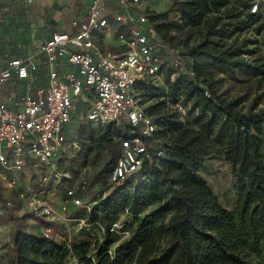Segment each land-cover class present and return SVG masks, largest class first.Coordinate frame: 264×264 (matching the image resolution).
<instances>
[{
    "label": "trees",
    "instance_id": "1",
    "mask_svg": "<svg viewBox=\"0 0 264 264\" xmlns=\"http://www.w3.org/2000/svg\"><path fill=\"white\" fill-rule=\"evenodd\" d=\"M252 2L175 0L177 19L167 11H146L162 43L177 50L182 62L163 95L189 103L196 111L195 127L179 120L165 101L144 107L156 120L154 138L161 141L164 156L146 160L133 177L93 199L89 210L77 216L86 224L80 238L69 245L17 224L10 237L12 264H66L68 252L79 264H264V110L242 111L241 98L219 93L213 79L214 71L233 74L249 65L245 55L254 42L245 33L250 29L260 35L264 29V19L249 10ZM183 28L201 32L189 60L170 45L171 33ZM150 83L137 84L141 104V90ZM216 128L225 133L220 146L210 138ZM127 132V127L106 124L91 136L93 150L102 145L111 150ZM213 156H222L239 174L233 209L219 203L200 174L203 162ZM113 165L107 162L94 176L103 189L112 186ZM139 175L146 179L142 184L135 182ZM148 207L150 212L139 217ZM122 213L130 214L135 226L111 248L117 232L110 229Z\"/></svg>",
    "mask_w": 264,
    "mask_h": 264
},
{
    "label": "built area",
    "instance_id": "2",
    "mask_svg": "<svg viewBox=\"0 0 264 264\" xmlns=\"http://www.w3.org/2000/svg\"><path fill=\"white\" fill-rule=\"evenodd\" d=\"M140 1L117 0V10L112 11L107 10L102 0H92L86 15L72 21L75 31L53 32L45 42L35 46L47 62V85L37 88L34 94L24 95L21 109L17 111L9 109L5 101L0 102V180L7 187H14L19 181L17 176L8 177L7 174L24 167L28 155L35 157L38 166L46 170L43 185L38 188L28 186L25 195H21L30 215H42L46 219L54 215L39 195L46 184L64 180V173L55 167V161L68 155L63 144L76 101L89 105L85 115L87 121L99 126L114 124L118 128H128L125 136L120 138L121 152L109 173L113 186L133 177L146 160L164 156L161 141L154 138L158 128L156 120L141 104L137 84L163 78L162 66L167 63L175 71L170 76V81H174L182 70V62L177 50L162 43L146 12L137 16L132 14L131 7ZM249 10L256 13L258 4L252 2ZM111 23L120 27L116 35L124 46L121 53L105 52L97 44L95 35L110 33ZM163 54L166 60H163ZM62 62L70 69L59 72ZM35 68L31 60L13 59L0 72V82L8 80L13 73L26 78ZM178 107L182 109L181 105ZM72 144L73 148L79 149V145ZM88 180L89 174H85L66 189L63 210L68 202L75 206L81 204L89 210V201L83 202L80 196ZM145 180L142 175L135 178L137 184ZM6 205L11 204L6 201ZM80 222L86 225L83 220ZM118 228L121 225L116 223L110 230L128 235L127 230ZM40 232L49 237L52 226L44 225Z\"/></svg>",
    "mask_w": 264,
    "mask_h": 264
},
{
    "label": "rangeland",
    "instance_id": "3",
    "mask_svg": "<svg viewBox=\"0 0 264 264\" xmlns=\"http://www.w3.org/2000/svg\"><path fill=\"white\" fill-rule=\"evenodd\" d=\"M250 1L252 0H247V2ZM253 1L258 4L257 13L264 19V0ZM164 2L165 5L169 7L166 10L169 12V16L177 19L178 11L177 7L174 6L175 0H164ZM110 28L114 32L112 38L116 40V32L120 27L116 23H111ZM171 34L174 36V39L170 45L176 47L181 55H185V60H189L190 48L200 41L201 32L196 29L183 28L180 31H173ZM245 36L247 38H252L254 42L253 45L249 46L250 50L245 55L249 61V65L245 68L237 69L233 74L214 71L213 79L215 80V85L219 93L228 98L234 96L241 98L239 108L242 111L264 110V29L260 35H253L249 29L246 31ZM116 42L122 44L120 39ZM108 49L112 52H118L120 47L109 45ZM162 57L163 60H166L164 54ZM197 61L202 64H207L204 58H198ZM161 71L164 79L154 80L141 90L143 91V97L141 98L142 105L147 108L158 102L165 101L166 105L177 113L179 120L187 123L189 126L195 127L196 123L194 118L196 117V111L191 109L189 103L184 104L181 101L172 102L163 95L166 91L165 87L167 81L170 80V76L175 71L168 66V63L162 66ZM75 105L76 110L71 123L68 125L69 130L67 131V138L63 144L68 155H62L61 158L55 161V167L64 173V180L60 183H62L61 186L69 188L75 185L81 176L89 174L88 186L83 192H88L90 196H94V199L99 196L105 197L112 191V187L115 188L121 183L103 189L99 183L94 181V176L107 162H111V164L115 163L121 152L120 146L119 143H117L110 150L108 145H102L98 150H93L94 142L91 136L98 135L104 126H99L85 119V115L89 109L88 104L76 101ZM179 105H181L182 109L178 107ZM224 136V131L216 128L210 138L215 146H220ZM72 143L76 146L79 145V149L73 148ZM262 151L264 152V146ZM34 161L32 165H38V160L36 158H34ZM33 168V176L25 180L26 187L33 186L36 181L35 178L38 176L37 174H41L43 170L45 171V169H40L41 171L38 170L36 166ZM200 174L217 196L219 203L226 209H233L240 180L238 172L233 171L222 156H213L207 158L203 162ZM15 194L16 190L13 187H0V211L3 212L0 214V264H12L11 239L7 237H11L13 231L18 229L17 224L21 230L28 232H39L41 226L44 225L40 224L38 219H35L34 216L26 212L24 202L16 197ZM7 195L10 197L7 198ZM7 200L10 202V206L6 205ZM85 200L86 199H84L83 202H85ZM84 209L85 208L80 204L75 211L70 213L68 217L74 218V220L72 219L65 222L58 221L55 223L57 217H52L50 223L55 225L52 227L51 237L66 245H69L74 238H80L83 225L80 220L77 219V216L81 214ZM150 210V207L145 208L138 216L143 217L148 214ZM3 214L6 216V220H3ZM6 222H8V224L11 223L9 227L11 226L12 230L6 231L7 229L2 226ZM117 223L121 225V228H118L120 231L129 229L131 232L135 226L132 217L128 213L120 214ZM128 236L119 233L114 234L116 240L112 243L111 248L118 246V244ZM92 242H94V239ZM66 264L79 263L78 259L74 257L72 253L68 252L66 255Z\"/></svg>",
    "mask_w": 264,
    "mask_h": 264
},
{
    "label": "crops",
    "instance_id": "4",
    "mask_svg": "<svg viewBox=\"0 0 264 264\" xmlns=\"http://www.w3.org/2000/svg\"><path fill=\"white\" fill-rule=\"evenodd\" d=\"M91 1L0 0V72L6 69L8 63L13 59L31 60L36 66L34 70L29 71L26 78H19L13 73L8 80L0 82V102L5 101L9 109L17 111L21 109V99L24 95L34 94L37 88L47 85V62L44 54L38 52L35 46L45 42L53 32L75 31V28L71 24L72 21L86 15ZM102 4L107 10H117V0H102ZM168 8L164 0H141L131 7V11L134 16H137L146 11L165 12ZM113 33L111 31L110 33L96 34L97 44L105 52L113 54L121 53L124 50V46L120 42H116L118 41L117 35L116 40L112 38ZM109 45L120 47V50L112 52L108 49ZM69 69L70 66L65 62H62L59 66V72H65ZM68 130L69 127L66 129V135ZM34 158L32 155L26 156V165L24 167L15 173L9 172L7 174L8 177L17 176L19 181L13 188L16 190V197L22 201L24 199L21 195L25 194V180L33 176V167L36 166L38 170H43L37 164L32 165V162H35ZM45 171L43 170L41 174H37L35 184L32 187L38 188L43 185L42 177ZM61 185L62 183L50 182L43 186L44 191L39 195L52 208L54 212L53 217H57L55 223L58 221L74 220V218L68 216L77 209V206L68 202L66 209L63 210L66 201L65 191L68 187ZM5 186V182L0 180V187L4 188ZM80 196L82 200L86 199L85 202L89 201L88 204L94 199V196H90L88 192H81ZM6 197L10 196L7 195ZM1 213L3 212L0 211ZM2 218L3 220L7 219L4 214ZM34 218L38 219L40 224L52 227L55 225L50 223L52 219H46L42 215L35 216ZM9 225L11 223L8 224L6 222L2 226L7 229L6 231H10L12 228ZM7 238L9 239L10 236Z\"/></svg>",
    "mask_w": 264,
    "mask_h": 264
}]
</instances>
